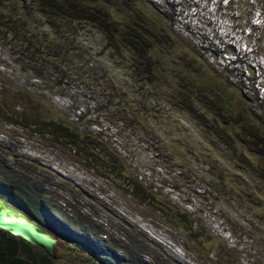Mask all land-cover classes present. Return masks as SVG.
<instances>
[{
  "label": "rangeland",
  "instance_id": "374dc122",
  "mask_svg": "<svg viewBox=\"0 0 264 264\" xmlns=\"http://www.w3.org/2000/svg\"><path fill=\"white\" fill-rule=\"evenodd\" d=\"M124 1H135L134 10H125L121 0H91V3L98 9L105 10L111 20L120 24L128 20H140V15H145L148 7L161 14L172 16L171 22L163 23L171 27L172 37L176 33L179 34L182 38L179 41L181 46L186 43L188 47L186 49L183 47L184 52L179 46H166V50L161 51L160 43L154 40L161 32H156L159 26L157 19L153 18L156 26L150 36H153L152 48L155 55L170 57V72L174 68L176 77L188 74L195 80L203 78L212 86L217 85L224 97L232 99L231 104L236 101L240 103L238 108L243 114L249 110L248 117L250 116L251 123L264 132V27L259 30L260 39L251 35L250 30L239 27L226 8L229 0ZM157 12L153 10L150 16L157 18ZM35 21L40 22V19L37 18ZM96 23L99 25L98 22ZM252 24L259 26L257 23L252 22ZM144 27L149 29L148 26L144 25ZM37 33L40 36L48 35L50 40L60 37V33L51 34L47 26ZM74 34H78L83 39L92 36V47L103 42V33L89 26L70 27V31L65 33L64 37H71ZM10 52L9 47L0 45V87L7 85L12 89L11 84L18 83L30 92L44 95L45 100H49L53 108L66 115L74 126L79 123L80 130L96 136L99 143L106 148L116 146L130 163L127 164L130 168L128 172L131 175L133 172L139 174L138 180L143 181L146 187H151L148 192L154 195L159 204L153 207L145 203L138 205L123 191L112 188L104 178H99L80 164L79 156L75 153L59 150L57 146L53 147L48 136L39 138L30 135L29 131H23L0 120L2 161L8 166L13 165L16 160L31 163L35 170L31 174L34 180L37 179V171L58 175L57 182L63 179L59 185L67 190L72 189L74 194L73 196L71 193L57 189L56 193L64 199L80 198V193L74 186L87 190L89 197L83 198L82 211L104 227L106 224H111L132 232L137 242L135 256L146 264H264V223L262 222L264 212L262 207L252 205L250 196L248 199L244 197L248 189L253 197L257 198L261 180L255 172L256 168L264 169V152H259L257 144L250 143L249 138L241 135L242 129H238V123L234 124L235 122L232 121L227 125L230 126L232 135L224 137L228 144H221L217 138L210 139V133L208 136L199 129L187 113L177 108L174 112L165 108L157 113L154 108L155 113L151 111L148 113L150 117L148 124H142L148 126L151 133H143V137L138 138L136 134L139 135L140 132L137 130L131 132L127 127L121 128L115 114L117 110L115 105H110V110L106 108L107 100L113 93L110 89L112 83L117 82V88L123 86L122 89L129 92L127 95L132 94L131 89L126 86V83L132 80V77H129L131 71L128 70L126 60H122L120 56L117 59H110L112 56L106 55V52L104 55H96V51L90 50L86 45L76 52H69L75 59H70L69 64L62 67L58 66L60 72L47 64L42 65L44 80H39L33 77L31 72H22L10 57ZM122 53L130 55V50L123 48ZM196 60L207 61L209 67L196 66V75H194L192 63ZM170 78L175 82L176 78L173 79L171 75ZM151 92H154L153 87ZM6 95L11 94L6 93ZM126 106L128 107L127 104ZM101 107L105 109H100ZM120 107L122 109V106ZM235 111L238 112V109ZM241 117L244 118L242 114ZM29 121L35 122L36 119L31 116ZM221 121L222 119L217 118L218 124H212L218 127L214 126L215 130L226 128ZM150 137L156 138L155 141L159 140L160 144L150 146L141 141ZM204 137L212 144L208 141H206L208 144H200V138L205 139ZM179 142L183 145L179 148L180 152L194 150L195 153L203 155L200 156V161H203L206 155H210L205 162L213 168V174L205 178V184L209 182L219 190L224 189L229 193L231 188L235 193L244 189L241 200L231 203L230 196H223L220 198L222 201L217 206L214 205L207 196L201 194L205 186L203 184L197 186L201 183L199 180L204 176V171L209 172L207 164L197 162V168L203 171H194L193 166L192 170L186 167L189 172L185 168L186 174L178 177L176 176L178 169L176 170L173 165L167 166L153 150L155 146L162 150L163 147L170 148L171 143L176 145ZM113 148L117 152V149ZM180 158L183 163L189 161L188 157ZM21 174L23 175V172ZM118 182L121 184L120 181ZM2 187L8 189L0 185V189ZM9 200L15 204L12 195L9 196ZM159 205L165 210L170 209L172 213L177 209L185 214L186 216L180 217L182 227L170 226L163 222ZM25 212L30 214L28 210ZM221 215H224L225 220ZM259 217H262V220ZM115 222L121 224L118 226ZM189 224L192 229L191 236L184 229ZM57 226L63 229L62 224L57 223ZM52 230L58 232L62 242L56 251L59 256L57 264H95L92 259H99V254H84L77 249L78 247L65 242L59 228L54 227ZM115 235L118 236L120 233ZM76 240L82 241L80 238ZM222 246L233 248L234 251L223 250L216 258L215 252ZM115 254L121 259H128L122 251H117ZM230 257L237 258L235 263H229ZM101 264L108 263L101 262Z\"/></svg>",
  "mask_w": 264,
  "mask_h": 264
},
{
  "label": "trees",
  "instance_id": "16d2710c",
  "mask_svg": "<svg viewBox=\"0 0 264 264\" xmlns=\"http://www.w3.org/2000/svg\"><path fill=\"white\" fill-rule=\"evenodd\" d=\"M133 2L135 1L121 0L122 7L127 11L134 10ZM228 2L226 8L239 27L250 30L251 35L260 39L259 30L264 27V0H235L234 2L229 0ZM153 10L157 12L148 7L146 14L140 15V20H128L126 23L120 24L111 20L108 13L98 9L91 3V0H0V45L11 49L10 57L22 72H31L32 76L39 80H44L42 65L47 64L60 72V69H57L58 66L62 67V65L69 64V60L74 58L69 52H76L86 45L89 46L90 50L96 51V55H104L106 52V55L112 56L110 59H117L120 56L122 60L128 62V70L131 71L129 77H132V80L126 83V86L131 89L132 94L127 95L129 92L123 90V86L117 88V82L112 83L110 89L113 93L107 100L106 108L110 110V105L117 107L115 114L122 129L127 127L129 128L128 131L131 132L137 130L140 133L139 135L137 133L136 136L142 138L143 133H151L148 130L149 127L145 126L150 120L149 111L155 113V108L156 112L159 113L167 108L170 112H174V109L177 108L187 113L194 124L205 134L209 136L210 133V139L215 140L217 138L221 144H228L224 137L232 135L230 126L227 125L232 121L235 122L234 124L238 123V129H242L241 135L249 138L250 143L257 144L260 149L259 152H264V136L257 134L264 135V132L251 123L250 116L248 117L249 110L245 109V114H243L238 108L240 104L238 101L231 104L232 99L224 97L217 85L212 86L203 78L195 80L188 74L176 77L174 68L170 72V57L168 55H155L152 48L153 36H150L156 26L153 18L157 19L159 26L156 32H161L154 38L160 43L159 49L161 51L164 52L168 46H179L180 50L184 52L188 46L186 43L181 46L179 41L182 38L179 37V34L176 33L172 37L171 27L165 25L171 22L173 17L159 12H157V18L153 15L150 16ZM37 18L40 19V22L35 21ZM252 22L259 26L256 27ZM144 25L148 26L149 29H145ZM45 26L50 29L51 34L60 33V37L56 38L57 40H50L48 35H38L37 32H40ZM78 26L82 28L89 26L95 31L102 32L103 42L101 41L98 46L92 47V36L84 39L80 38L78 34L64 37V34L70 31V27L77 28ZM43 30L46 31V29ZM48 33L50 34V32ZM123 48L130 50V55H123ZM53 62H55L54 65H52ZM192 64H194V70H192L194 75H196V66L198 68L209 67L207 61L203 60H196ZM251 74L254 76L253 72ZM170 75L173 76V79L176 78L175 82H172ZM2 77L4 76L2 75ZM11 87L13 88L10 89L7 85L0 87V120L3 123L11 124L23 131H29L30 135L39 138L48 136L53 147L57 146L59 150L75 153L79 156L80 164L87 167L99 178H104L112 188L123 191L138 205L145 203L147 206L153 207L159 204L154 195L148 192L151 187H146L143 181L138 180L139 174L133 172L131 175L128 172L130 168L127 164L130 163L116 146L106 148L99 143L96 136H92L85 130H80L79 123L74 126L66 115L53 108L49 100H45L44 95L30 92L18 83H12ZM151 87L154 89L153 93ZM103 91L105 90L103 89ZM6 93L11 95H6ZM113 101L116 103L114 104ZM262 101L260 100V102ZM234 105L237 107L233 108ZM100 109H105V107ZM235 109H238V112ZM241 114L244 118L241 117ZM31 116L36 119L35 122L29 121ZM217 118L222 119L221 123H224L226 128L214 129V126L217 127V125L213 126L212 124L217 123ZM212 131L214 133H211ZM155 139L150 137L141 139V141L150 146H157L160 141H155ZM200 140V144H212L209 139L200 138ZM181 143L176 145L171 143L170 148L163 147L162 150L155 146L153 150L167 166L173 165L176 170L178 169L176 173L178 177L186 174V167L191 168L193 166L195 167L194 171H203L197 168V162H199L198 164H207L205 160L210 155H206L203 157V161H200V156L203 155L195 153L194 150L188 149L180 152L179 148L183 146ZM113 147L117 149V152ZM159 150L161 151L159 152ZM180 157H188L189 161L183 163ZM207 167L209 172L204 171V176L200 177L199 180L201 183L197 185L202 186L203 184L205 186L203 193H201L204 197L207 196L216 206L222 201L220 198L223 196H230L229 202L231 203L241 200L244 189H241L242 192L235 193L231 188L229 189L231 193H229L225 192L224 189L219 190L209 182L205 184V178L213 174V168L208 164ZM256 169L257 173L254 172L261 180L257 198L253 197L248 189L245 191L244 197L248 199L250 196L252 205L262 207L264 212V169ZM32 172L35 170L29 162L16 160L13 165L8 166L0 159V185L6 186L8 191L16 195L26 210L30 211V215L48 230L52 231L53 226L49 220L62 224L63 228L68 231L65 242L73 243L84 254L97 253L103 258V260L101 258L92 259L95 264H101V262L108 264H146L135 256L137 242L134 240L132 232L114 227L111 224H106L104 227L93 220L89 214L82 211L83 198L89 197L87 190L74 186L75 190L80 193V198L67 200L56 193L58 192L57 189H60L74 196L72 189L67 190L59 185L63 181L62 178L61 181L57 182L58 175L37 171V179L34 180L31 177ZM159 211L163 216V222L170 226L182 227L180 226V217L186 216L185 214L177 209L175 213H172L170 209L165 210L160 205ZM93 217L95 218V215ZM221 217L225 220L224 215ZM259 219L262 220V217ZM262 222L264 223V219ZM115 224L119 226L121 222H115ZM184 229L191 236V224ZM117 233L120 235L116 236ZM76 237L83 238L84 242L75 241ZM60 243L62 242L57 241L54 249L48 253L39 246L0 229V264H57L59 256L56 251ZM223 250L234 251L233 248L222 246L215 252V257L217 258ZM117 251H122L124 255L128 256V259L118 257L115 254ZM236 260L237 258L230 257L229 263H235Z\"/></svg>",
  "mask_w": 264,
  "mask_h": 264
},
{
  "label": "water",
  "instance_id": "95a60500",
  "mask_svg": "<svg viewBox=\"0 0 264 264\" xmlns=\"http://www.w3.org/2000/svg\"><path fill=\"white\" fill-rule=\"evenodd\" d=\"M0 229L20 237L46 252H51L55 245V235L43 231L36 220L21 209L8 203L0 196Z\"/></svg>",
  "mask_w": 264,
  "mask_h": 264
},
{
  "label": "clouds",
  "instance_id": "9594fccd",
  "mask_svg": "<svg viewBox=\"0 0 264 264\" xmlns=\"http://www.w3.org/2000/svg\"><path fill=\"white\" fill-rule=\"evenodd\" d=\"M12 195V198L15 200V204H13V202L12 201H10L9 200V196L11 197V195ZM0 196L1 197H3L8 203H10L11 205H13V206H15L16 208H18V209H21L22 211H24L25 212V210H26V208L24 207V205L23 204H19V202H20V199L16 196V195H14L13 193H11L10 191H8V189H5L4 187H2V189H0ZM26 213V212H25ZM27 214V213H26ZM28 216H30V217H32L30 214H27ZM34 220H36L34 217H32ZM37 221V220H36ZM51 223H52V225L54 226V227H57V228H59V230L61 231V235H62V237L64 238L63 240H66L65 239V236H68L67 234H68V231H66L64 228L63 229H61V227H59V226H57V223L56 222H52V220H49ZM38 222V224L40 225V227H41V229L43 230V231H46V232H50L52 235H55V244H56V242L57 241H60L61 239H59V237H58V232H55V231H53L52 229L54 228L53 226H52V228H51V230L52 231H50V230H48L47 229V227H45L42 223H40L39 221H37ZM66 238H68V237H66ZM76 238H80V240H82V242H84V239L83 238H81V237H76ZM76 238H75V241H77L76 240ZM72 245H73V243H71ZM55 246V245H54ZM92 255H98L97 253H93ZM101 258V256L99 255V259ZM103 258H101V260H102Z\"/></svg>",
  "mask_w": 264,
  "mask_h": 264
}]
</instances>
